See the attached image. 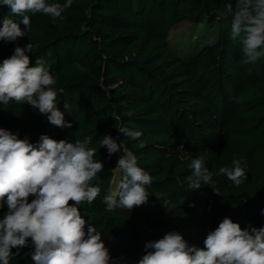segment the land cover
Wrapping results in <instances>:
<instances>
[{"label":"trees","instance_id":"16d2710c","mask_svg":"<svg viewBox=\"0 0 264 264\" xmlns=\"http://www.w3.org/2000/svg\"><path fill=\"white\" fill-rule=\"evenodd\" d=\"M228 2L234 0H73L63 20L26 13L32 42L40 45L27 53L30 66L38 57L44 59L57 80V107L72 127L60 129L38 109L15 101L0 103V127L8 125L9 132L31 143L42 134L89 141L104 169L91 181L100 188L98 197L79 210L101 233L113 264H138L146 242L173 231L203 248L207 234L225 217L242 229L264 228V57L241 63L239 40L232 39L230 21L220 15ZM8 14L9 8L0 6V27ZM180 23L215 27L217 39L184 59L168 42L169 32ZM29 42L27 36L15 43L0 41V63ZM119 127L143 135L132 140ZM105 135L121 142V152L110 158L101 145ZM125 150L152 177L148 202L132 210H109L104 198ZM220 152L227 156L220 167L241 160L246 179L239 186L218 180ZM198 157L212 172L215 191L207 184L189 189V164ZM117 176L120 183L122 173ZM6 212L5 204L0 219ZM33 250L29 239L10 264H35Z\"/></svg>","mask_w":264,"mask_h":264},{"label":"clouds","instance_id":"9594fccd","mask_svg":"<svg viewBox=\"0 0 264 264\" xmlns=\"http://www.w3.org/2000/svg\"><path fill=\"white\" fill-rule=\"evenodd\" d=\"M72 2L0 0V6L9 8L0 27V41L15 43L25 36L30 40L24 47L16 46L11 56L0 63V103H27L60 129L71 128L72 124L57 107V80L44 59L38 57L36 65L30 66L27 53L36 52L40 45L32 42L31 19L26 13L63 20ZM220 15L230 21L232 39L239 40L241 63L254 64L264 57V0L225 3ZM15 16L22 20L16 22L12 18ZM67 107L64 104L65 110ZM118 132L132 140L143 135L125 127H119ZM88 144L87 140L73 143L43 134L37 143H31L27 137L20 139L0 128V208L7 205L0 219V264H10L20 249L29 246V239L35 264H113L101 233L86 222L79 210L83 202L92 203L98 197L100 188L92 186L91 181L104 169L103 162L94 159L95 149ZM101 145L107 148L109 158L121 152V142L111 135L103 136ZM232 165L221 167L219 172L239 186L246 179L245 170L240 159H234ZM115 167L122 179L119 191L105 196L107 208L132 210L146 204L152 177L138 165L134 153L125 150ZM189 167L193 170L187 177L189 189L207 184L214 190L213 174L204 167L202 157L192 159ZM30 197H34L31 202ZM203 244V248L189 245L179 232H168L145 243V254L138 264H264V228L250 225L242 229L239 223L225 217L207 234Z\"/></svg>","mask_w":264,"mask_h":264},{"label":"rangeland","instance_id":"374dc122","mask_svg":"<svg viewBox=\"0 0 264 264\" xmlns=\"http://www.w3.org/2000/svg\"><path fill=\"white\" fill-rule=\"evenodd\" d=\"M217 39V30L215 27L208 26L203 23H180L168 34V42L171 47L179 56L188 59L197 53L202 47L215 42ZM0 128L5 130L10 129L8 125L3 124ZM227 162V156L220 152L217 154V178L219 181L224 182L227 176L220 174L219 169L223 163ZM118 170L115 171L112 179V187L110 194L118 191L119 178L117 176Z\"/></svg>","mask_w":264,"mask_h":264}]
</instances>
